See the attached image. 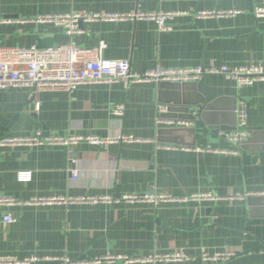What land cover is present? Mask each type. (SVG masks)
Returning a JSON list of instances; mask_svg holds the SVG:
<instances>
[{
    "label": "crops",
    "instance_id": "obj_1",
    "mask_svg": "<svg viewBox=\"0 0 264 264\" xmlns=\"http://www.w3.org/2000/svg\"><path fill=\"white\" fill-rule=\"evenodd\" d=\"M258 7L264 8V0H0L4 21L0 48L55 49L73 42L78 48L94 49L103 43V59L127 61L136 73L197 66L264 68V18H255ZM80 11L188 15L175 18L170 32H157L148 21L81 23L82 33L71 39L62 27L35 21ZM204 11L238 13L221 18L192 16ZM186 85V92L176 91L179 101L205 98L206 105L215 103L202 117L201 107L190 106L195 120L188 121L193 123L189 128L155 126L156 106H172L176 97L153 82L128 88L119 82L81 85L71 94L0 90V140L29 137L37 131L41 136L123 134L135 139L100 147L85 142L72 147L0 146V197L28 201L54 196L116 199L147 192L179 198L209 192L264 194V82L237 89L222 76H204ZM240 101L246 104L251 139L242 146L228 144L221 136L234 129L232 109ZM115 105H124L123 116L112 114ZM170 116L164 115L182 120ZM166 130H193L195 135L159 136ZM70 170L78 171L76 179L70 177ZM21 172H30V179L20 182ZM247 198L157 206L118 202L0 207V256L39 259L29 264H61L59 258L73 262L104 256L141 258L176 250L197 256L202 249L208 253L229 249L237 255L221 264H264V203H249ZM5 215L14 222L4 224Z\"/></svg>",
    "mask_w": 264,
    "mask_h": 264
},
{
    "label": "built area",
    "instance_id": "obj_2",
    "mask_svg": "<svg viewBox=\"0 0 264 264\" xmlns=\"http://www.w3.org/2000/svg\"><path fill=\"white\" fill-rule=\"evenodd\" d=\"M238 11L226 12H197L192 16L195 18H221L237 14ZM188 12H149L134 11L130 13H107V12H72L59 16H42L35 21L38 23H48L57 27H62L65 34L71 39L75 35L82 33L81 23L93 22H152L157 32H170L171 22L180 16H187ZM255 18H264V8L258 7L254 10ZM4 22L0 19V23ZM104 44L100 43L94 49L78 48L73 42L67 46L55 49H39L35 46L29 48H0V90L7 88H27L34 92H55L61 91L71 94L78 86L91 84H112L121 83L124 88L131 84L141 83H170L186 84L196 83L204 76H222L233 81L236 88L251 86L257 82H264V68L261 65H250L241 67H214L197 66L184 69H162L156 68L143 73L132 72L127 61L105 60L102 58ZM39 105H35L37 111ZM167 105L156 106L155 126L165 125L170 127L189 128L192 122L185 120H172L164 117L168 113ZM112 114L121 117L124 114V105H115ZM235 127L231 131L221 132L224 140L231 145H239L242 141L250 137L247 130V111L243 101L238 102L233 110ZM135 141L131 136L117 134L113 137L101 138L94 135L77 136L69 134L67 136H41L36 132L29 137L3 138L0 146H63L72 147L81 142H85L94 147L107 146L109 144L130 143ZM166 150L180 149L183 151L219 152L221 154H237L234 150H202L200 148L162 146ZM70 177L76 179L78 171L70 170ZM30 172H21L17 175L20 182L30 179ZM252 195L264 194H232L228 196H218L213 193L192 194L188 197H175L166 192H147L144 194H127L121 198H111L107 196L99 197H37L28 201H20L9 197H0V207L13 206H53L71 204L98 203H148L157 206L167 202H218V201H241ZM4 224H11L14 219L10 215H5L2 219ZM237 255L234 250H221L208 253L201 250L197 256L188 255L182 250L170 253L155 252L147 257L128 258L122 256H104L81 262H73L65 258H59L61 264H101L124 261L125 263H188L199 262L200 264H221L225 263ZM38 258L31 257L17 259L11 256H0V264H29L38 261Z\"/></svg>",
    "mask_w": 264,
    "mask_h": 264
},
{
    "label": "water",
    "instance_id": "obj_3",
    "mask_svg": "<svg viewBox=\"0 0 264 264\" xmlns=\"http://www.w3.org/2000/svg\"><path fill=\"white\" fill-rule=\"evenodd\" d=\"M160 84V87H159V90L160 91H163V90H170V94L172 97H176V101H173L172 102V106H169L168 108V113H170V117L172 118H178V119H182V120H187V121H193L195 120L194 116L190 115L189 114V107L190 106H198V107H201L200 109V115L201 117L203 116V113H205L206 111H208L212 106L215 105V103L213 104H209V105H206L205 104V98H201L200 100L194 102V103H191V102H187V101H184V100H180L178 99V97L176 96V91H179L180 93L181 92H186L187 88L189 85H186V84H170V83H159ZM184 96V95H183ZM172 107V108H171ZM235 109V106L234 108L232 109V112L233 110ZM175 113H178V114H175ZM176 115V116H174ZM233 115V114H232ZM234 116V115H233ZM215 124H217L215 122ZM222 124L221 122H218V125ZM164 132L166 134H170V135H177L178 133L179 134H182V133H192L193 136L195 135V131L193 130H166V131H159V136L164 134ZM199 137V136H198ZM250 138H248L247 140L245 141H242L240 143V146L246 144V143H249L250 142ZM248 202L251 203V202H263L264 203V198H251V197H248L247 198Z\"/></svg>",
    "mask_w": 264,
    "mask_h": 264
}]
</instances>
